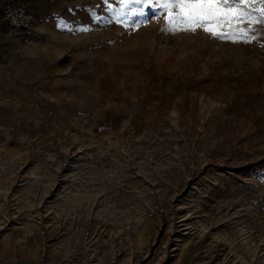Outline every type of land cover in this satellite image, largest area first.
Listing matches in <instances>:
<instances>
[{"label": "rangeland", "instance_id": "1", "mask_svg": "<svg viewBox=\"0 0 264 264\" xmlns=\"http://www.w3.org/2000/svg\"><path fill=\"white\" fill-rule=\"evenodd\" d=\"M109 3L22 0L29 42L0 16V264H264V25Z\"/></svg>", "mask_w": 264, "mask_h": 264}, {"label": "snow or ice", "instance_id": "2", "mask_svg": "<svg viewBox=\"0 0 264 264\" xmlns=\"http://www.w3.org/2000/svg\"><path fill=\"white\" fill-rule=\"evenodd\" d=\"M121 5L117 15L142 16L146 8L167 9L164 17L165 27L169 30L196 31L203 30L216 38L228 39L232 42H253L255 36H250L252 25H264V0H117ZM107 11L113 6L109 0H103ZM260 5L256 11L258 17H253L247 9L252 5ZM137 5L139 7H131ZM93 19L99 20L93 11ZM63 26H67L66 24ZM227 26V30L224 27ZM86 30V29H81Z\"/></svg>", "mask_w": 264, "mask_h": 264}, {"label": "built area", "instance_id": "3", "mask_svg": "<svg viewBox=\"0 0 264 264\" xmlns=\"http://www.w3.org/2000/svg\"><path fill=\"white\" fill-rule=\"evenodd\" d=\"M1 20L8 31L20 36L24 42H29L36 36L35 22L32 14L13 2H6L1 6Z\"/></svg>", "mask_w": 264, "mask_h": 264}, {"label": "crops", "instance_id": "4", "mask_svg": "<svg viewBox=\"0 0 264 264\" xmlns=\"http://www.w3.org/2000/svg\"><path fill=\"white\" fill-rule=\"evenodd\" d=\"M22 0H16V3L18 4V3H20ZM29 8V10H31V11H33V13L34 12H39V9H35V8H32V7H28ZM34 22H35V18H34Z\"/></svg>", "mask_w": 264, "mask_h": 264}, {"label": "trees", "instance_id": "5", "mask_svg": "<svg viewBox=\"0 0 264 264\" xmlns=\"http://www.w3.org/2000/svg\"><path fill=\"white\" fill-rule=\"evenodd\" d=\"M11 2L16 3V0H12Z\"/></svg>", "mask_w": 264, "mask_h": 264}]
</instances>
